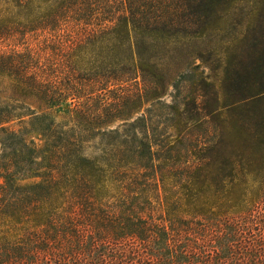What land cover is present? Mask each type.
I'll return each mask as SVG.
<instances>
[{"label": "trees", "instance_id": "16d2710c", "mask_svg": "<svg viewBox=\"0 0 264 264\" xmlns=\"http://www.w3.org/2000/svg\"><path fill=\"white\" fill-rule=\"evenodd\" d=\"M244 2L0 0V264H264V0Z\"/></svg>", "mask_w": 264, "mask_h": 264}, {"label": "rangeland", "instance_id": "374dc122", "mask_svg": "<svg viewBox=\"0 0 264 264\" xmlns=\"http://www.w3.org/2000/svg\"><path fill=\"white\" fill-rule=\"evenodd\" d=\"M254 2L253 0H245L244 3H241L240 9H244V11H247V13H250V8L253 7ZM237 14H239L238 11H236ZM32 41L33 45L36 46H41L42 45V41L43 39H38V40H30ZM9 45V44H8ZM7 44H0V52H7L9 51L10 47ZM238 53V52H237ZM236 56V53H229V54H225L224 53V49L217 51L214 53L213 57L208 61V64H201V68L199 69V71L204 70L205 73H209L212 74V72L208 69V67H210L211 69L214 70L213 72V81H215L216 83H221L224 78V70L229 67L228 63L230 62V60H233ZM201 62L198 61V64H200ZM4 90V85L0 83V97L4 98L5 97V93L3 92ZM167 102H170V98L166 99ZM27 106H29L31 109H36V107L31 104V103H26ZM17 128V127H16Z\"/></svg>", "mask_w": 264, "mask_h": 264}]
</instances>
